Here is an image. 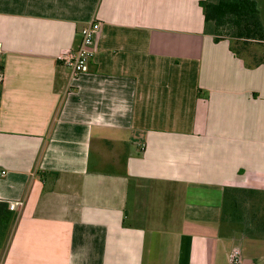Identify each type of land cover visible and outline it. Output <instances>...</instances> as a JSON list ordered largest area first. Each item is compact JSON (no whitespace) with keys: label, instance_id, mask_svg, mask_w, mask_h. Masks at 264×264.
I'll return each instance as SVG.
<instances>
[{"label":"crops","instance_id":"crops-1","mask_svg":"<svg viewBox=\"0 0 264 264\" xmlns=\"http://www.w3.org/2000/svg\"><path fill=\"white\" fill-rule=\"evenodd\" d=\"M198 2L0 0V264H264V43Z\"/></svg>","mask_w":264,"mask_h":264},{"label":"trees","instance_id":"trees-1","mask_svg":"<svg viewBox=\"0 0 264 264\" xmlns=\"http://www.w3.org/2000/svg\"><path fill=\"white\" fill-rule=\"evenodd\" d=\"M262 2L263 0H199L198 3L202 8L205 29L213 35L215 41L220 37H227L234 43L239 41L247 44L249 41L264 43V20L260 8ZM16 215L17 212L8 209V203L0 202V227L6 235L10 232Z\"/></svg>","mask_w":264,"mask_h":264},{"label":"built area","instance_id":"built-area-1","mask_svg":"<svg viewBox=\"0 0 264 264\" xmlns=\"http://www.w3.org/2000/svg\"><path fill=\"white\" fill-rule=\"evenodd\" d=\"M100 23L93 21L82 27L80 30V43L77 48L67 49L60 54V59L70 70L71 77H76L80 73L89 70V64L94 55L93 41L99 31ZM3 173V172H2ZM22 205L21 201L8 202V209L18 212ZM240 250L235 247L230 254V263L238 264L240 262Z\"/></svg>","mask_w":264,"mask_h":264},{"label":"rangeland","instance_id":"rangeland-1","mask_svg":"<svg viewBox=\"0 0 264 264\" xmlns=\"http://www.w3.org/2000/svg\"><path fill=\"white\" fill-rule=\"evenodd\" d=\"M262 13H263V18H264V5H262ZM3 229L0 227V248L3 249L6 245V242L8 240L9 237V233L8 235H6L5 233L3 234Z\"/></svg>","mask_w":264,"mask_h":264}]
</instances>
